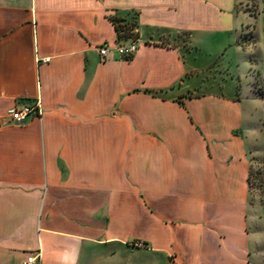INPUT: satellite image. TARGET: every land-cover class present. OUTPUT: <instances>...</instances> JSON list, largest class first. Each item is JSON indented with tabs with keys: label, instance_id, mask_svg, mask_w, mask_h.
<instances>
[{
	"label": "crops",
	"instance_id": "1",
	"mask_svg": "<svg viewBox=\"0 0 264 264\" xmlns=\"http://www.w3.org/2000/svg\"><path fill=\"white\" fill-rule=\"evenodd\" d=\"M217 4L0 0V264H250L257 99L242 70L203 91L187 61ZM133 19L124 58L116 23Z\"/></svg>",
	"mask_w": 264,
	"mask_h": 264
},
{
	"label": "rangeland",
	"instance_id": "2",
	"mask_svg": "<svg viewBox=\"0 0 264 264\" xmlns=\"http://www.w3.org/2000/svg\"><path fill=\"white\" fill-rule=\"evenodd\" d=\"M216 1L218 10H223L222 13H217V28H212L211 33L205 32L206 29L195 32L193 43L199 47L188 54L187 61L188 65L199 69L198 80L205 83L203 91L220 90L223 86L225 92L231 93L236 75L238 77L244 72V78L240 79L239 95L249 94L251 98L257 99L254 100L255 104L250 102L249 106L255 116L250 121V131L255 134L251 139L253 146L249 203L250 225L256 241L252 246L249 261L250 264H264V1ZM135 25V19L129 22L121 21V36L136 39ZM180 38L179 42H187L185 34H181ZM211 63L217 72L213 73L211 69H207ZM247 66L249 70L245 77ZM233 73L234 79L231 77ZM194 82H197V79ZM261 111L263 116L260 123Z\"/></svg>",
	"mask_w": 264,
	"mask_h": 264
},
{
	"label": "built area",
	"instance_id": "3",
	"mask_svg": "<svg viewBox=\"0 0 264 264\" xmlns=\"http://www.w3.org/2000/svg\"><path fill=\"white\" fill-rule=\"evenodd\" d=\"M120 40L116 42L112 48L116 50L121 57L131 58L134 56L138 49L136 39H132L131 41ZM111 47L109 45H103L99 48V53L102 58H106L109 56ZM48 61V58L45 59ZM41 104L40 101H36L33 105L31 104H22L15 105L8 110V115L12 122L20 123L25 121L30 115H32L35 111L39 114L41 113ZM139 246H144L142 242H139ZM23 264H42V252L40 249L35 250L29 254Z\"/></svg>",
	"mask_w": 264,
	"mask_h": 264
},
{
	"label": "trees",
	"instance_id": "4",
	"mask_svg": "<svg viewBox=\"0 0 264 264\" xmlns=\"http://www.w3.org/2000/svg\"><path fill=\"white\" fill-rule=\"evenodd\" d=\"M263 1H264V0H263ZM263 12H264V10H263ZM121 21H122V20H121ZM116 26H117V29L119 30V22L116 23ZM132 26H133V24H132ZM119 38H120L119 41H120V40H126V41H127L128 39H133V38H131V37H130V38H126L125 36H121L120 32H119ZM249 186H250V178H249Z\"/></svg>",
	"mask_w": 264,
	"mask_h": 264
}]
</instances>
